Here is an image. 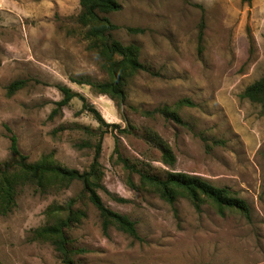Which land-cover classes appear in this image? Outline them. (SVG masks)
<instances>
[{
    "label": "rangeland",
    "instance_id": "obj_1",
    "mask_svg": "<svg viewBox=\"0 0 264 264\" xmlns=\"http://www.w3.org/2000/svg\"><path fill=\"white\" fill-rule=\"evenodd\" d=\"M118 2L121 9L107 14L119 26L112 35L136 44L148 69L128 79L124 103L72 81L107 78L76 21L79 0H0V162L11 158L14 134L29 161L52 153L59 165L82 171L101 135L98 192L135 222L138 238L113 225L103 232L80 181L45 191L28 183L18 189L13 211L0 214V264H264V113L242 96L264 73V0ZM16 80L26 83L9 91ZM58 84L82 94L116 126L100 125L76 97L59 109ZM182 98L193 105H176ZM162 105L182 123L140 112ZM153 133L173 161L164 160ZM173 171L227 186L247 201L250 217L220 210L207 197L197 208L182 190L170 203L139 174L164 178ZM70 202L64 255L34 234L65 218Z\"/></svg>",
    "mask_w": 264,
    "mask_h": 264
},
{
    "label": "trees",
    "instance_id": "obj_2",
    "mask_svg": "<svg viewBox=\"0 0 264 264\" xmlns=\"http://www.w3.org/2000/svg\"><path fill=\"white\" fill-rule=\"evenodd\" d=\"M80 10L76 16V21L82 27V36L87 41V47L93 50L100 60L102 69L106 72L105 80H91L86 77H76L72 81L78 84H87L95 92L107 94L118 103H124L127 97L126 84L128 79L142 70H148L139 60V47L134 44H123L114 38L112 31L119 26L113 23L107 14L121 9L118 0H79ZM128 32H143L142 27H125ZM204 23L199 24V42L202 40ZM26 83L25 80H16L9 85V91H15ZM61 92V99L56 102L60 109L69 104L74 98L82 101V109L89 111L94 118L104 126H116L106 123L100 112L91 105L87 99L77 91L66 85H57ZM243 97L260 103L264 113V73L252 83L247 85L242 93ZM176 105H193L187 99H179ZM138 110L136 107H131ZM147 116H154L158 113L166 119H171L177 123H182L179 114L169 105L158 106L151 110H140ZM153 139L157 140L162 149L164 160L173 161V155L168 145H166L155 133ZM9 150L11 158L0 162V214L7 215L17 206L18 189L30 183L38 190L45 191L50 186L68 185L74 180L82 183V195L85 196L97 209L101 219V228L106 232L110 225L138 238L135 222L127 215L110 209L104 204L98 192L102 188V172L100 170L99 155L101 150V135L98 142L93 145L95 154L88 169L79 170L59 165L53 158L52 153L41 155L35 161H29L28 157L21 153L17 138L10 135ZM89 145V143H87ZM118 158L125 163L126 159L122 155ZM126 165V164H125ZM142 181L154 184L160 189L162 198L172 203L180 190L184 191L193 204L198 208L201 197H207L214 202L220 210L232 208L240 212L246 218L250 217V207L247 201L237 196L227 186H215L203 178L181 171L169 172L166 177L160 178L139 172ZM72 202L68 205V213L65 218L51 225H46L35 230V239H51L55 248L62 254L65 253L64 227L70 225L73 218ZM78 212V211H77ZM64 262H71L69 258H63Z\"/></svg>",
    "mask_w": 264,
    "mask_h": 264
}]
</instances>
